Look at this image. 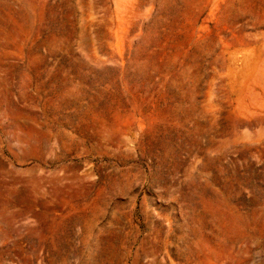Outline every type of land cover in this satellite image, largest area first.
I'll return each instance as SVG.
<instances>
[{
    "label": "rangeland",
    "instance_id": "374dc122",
    "mask_svg": "<svg viewBox=\"0 0 264 264\" xmlns=\"http://www.w3.org/2000/svg\"><path fill=\"white\" fill-rule=\"evenodd\" d=\"M0 264H264V0H0Z\"/></svg>",
    "mask_w": 264,
    "mask_h": 264
}]
</instances>
